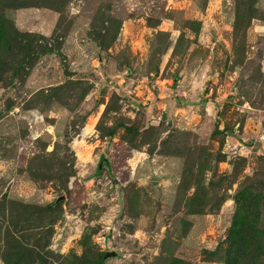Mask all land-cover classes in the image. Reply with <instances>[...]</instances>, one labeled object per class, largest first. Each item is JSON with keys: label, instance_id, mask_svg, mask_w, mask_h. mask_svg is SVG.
Here are the masks:
<instances>
[{"label": "rangeland", "instance_id": "374dc122", "mask_svg": "<svg viewBox=\"0 0 264 264\" xmlns=\"http://www.w3.org/2000/svg\"><path fill=\"white\" fill-rule=\"evenodd\" d=\"M0 264H264V0H0Z\"/></svg>", "mask_w": 264, "mask_h": 264}]
</instances>
